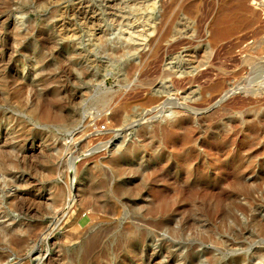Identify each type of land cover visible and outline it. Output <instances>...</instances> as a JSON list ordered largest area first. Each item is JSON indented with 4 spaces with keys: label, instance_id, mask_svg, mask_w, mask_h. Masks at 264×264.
I'll return each mask as SVG.
<instances>
[{
    "label": "rangeland",
    "instance_id": "obj_1",
    "mask_svg": "<svg viewBox=\"0 0 264 264\" xmlns=\"http://www.w3.org/2000/svg\"><path fill=\"white\" fill-rule=\"evenodd\" d=\"M220 31L264 75V0H0V264H264V80L168 56Z\"/></svg>",
    "mask_w": 264,
    "mask_h": 264
},
{
    "label": "bare ground",
    "instance_id": "obj_2",
    "mask_svg": "<svg viewBox=\"0 0 264 264\" xmlns=\"http://www.w3.org/2000/svg\"><path fill=\"white\" fill-rule=\"evenodd\" d=\"M171 12H172L171 11V8H167L163 12V14L161 15V18L158 19V20H156V21H154L155 24L148 29V32L150 33V35L156 34L155 35V38L153 39V50H152V57L153 58H157V56L159 55L160 50H161L160 44L162 42H164L168 38H171L172 40H175L176 39V32L172 28V26H173V24H174L175 21H174V17H172ZM161 20H163V21H161ZM158 25H160L161 27L156 28L155 26H158ZM220 33H222V32L220 31L218 33H215V35L211 38V41H208L207 42V45L204 46V47H202V54L205 55V56H204L203 59H201V61L196 60V55L198 54V50H197V46H194L193 45V42H192V39L191 38L188 40V42L177 41V43L180 44L179 52L176 53V54H174V53L171 52L170 55H168V56L170 57L171 60H177L179 62V64H182L183 63L184 69L185 70H188L190 73L193 74L194 72H197L198 68H200L202 66H207L208 64H210L208 62H209V60H210V58L212 56V52H213V48H212L213 45H212V43L214 45H216V43L221 40V37L220 36H222V35ZM165 55L166 54H164V56ZM213 67L214 66H212L211 68H212V70H214V72H216V75H212V76H215V79L214 80H211V79L208 80L207 81L208 83H206L203 86V90L205 92H207V93H210V94H220V95H223V98H225V97L229 96L230 94H233L234 93L233 92V90H234L233 79L235 77H239L240 80H243L244 79L243 82H244V85H246V87L249 85V83L253 82L254 79L261 78V80H264V75L259 76L258 73H260V72L256 69L257 66L255 67L253 65H250L249 70H252L253 72H251L250 74L248 73L246 75H243V72L247 69L246 67L243 66V64L240 65V66H236L235 65L232 68V71H231L230 75L229 74L223 75L222 74V70H220L219 68H216L217 66L215 68H213ZM172 68L174 69V67H172ZM253 69H255V70H253ZM260 69H262V68H260ZM262 70L264 71V69H262ZM174 74L176 76H182L183 75V72H180V73L174 72ZM240 82L242 83V81H240ZM263 84H264V82H263ZM164 89L165 88H163V87L162 88H159V90H161L162 92H164L163 91ZM224 89H226L225 92H224ZM191 94H193V93L192 92H189L188 93V95H191ZM168 102L170 103L171 101H168ZM169 103H167L166 105H168ZM97 104H99L102 109H107V106H109L108 103L106 102V99L105 100L104 99L98 100L97 101ZM166 105H164V106H166ZM182 106L183 105H180L179 108H181ZM100 107H97V108H100ZM182 108H184V107H182ZM70 188H72V187H70ZM67 200L68 201L65 202V205H66L65 208L63 207L64 208L63 209V212H61V213H63V215H64V213H65V215L66 214H69V212L71 210H73L72 208H74V209L76 208V205H75V207H72L75 204L74 203V200H73V197L69 196V198ZM75 201H77V200H75ZM72 214H74V212Z\"/></svg>",
    "mask_w": 264,
    "mask_h": 264
}]
</instances>
